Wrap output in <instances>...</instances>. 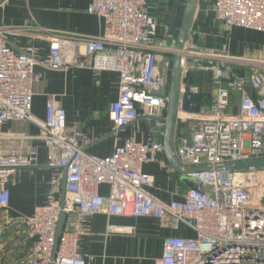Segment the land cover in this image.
<instances>
[{"label": "built area", "instance_id": "2783aa9c", "mask_svg": "<svg viewBox=\"0 0 264 264\" xmlns=\"http://www.w3.org/2000/svg\"><path fill=\"white\" fill-rule=\"evenodd\" d=\"M6 1H0V7ZM209 1L215 19L226 29L264 33V0ZM88 12L101 20L100 33L52 32L48 54L41 59L33 45L18 50L10 38L40 39L44 28L0 25V214L10 212V184L16 171L37 166L39 152L32 142L45 144L47 165L57 173L46 202L35 206L31 216L13 220L16 235L23 232L30 246L22 264H92L94 258L81 252L80 242L88 233L87 221L100 214L108 220L154 218L163 228H185L194 234L165 238L155 264H264V168L228 173L221 169L264 159V59L207 50L187 39L181 52L174 155L186 168L209 170L190 175L201 183L202 192L186 188L181 200L166 202L153 195L155 178L143 172L150 163L168 168L160 160L162 142L127 140L116 145L112 155L99 157L81 146L86 139L81 132L68 133L67 113L56 95L47 97L45 119L33 113L37 67L54 72L112 71L119 75V97L109 112L114 135L139 119L163 133L172 62L167 72L161 70L164 48L149 0H93ZM166 50L172 56L177 53L175 46ZM197 59L226 63L235 82L217 83L220 87L209 110L184 111L189 61ZM244 69L243 74L237 71ZM210 70L215 80L221 78L219 67ZM234 94H239L235 106ZM21 121L38 126L40 134L5 132L7 124ZM180 123L190 132L185 126L180 129ZM12 145L14 150H8ZM102 185L109 187L107 196L99 193ZM62 214L65 225L53 256ZM121 233L129 230L108 223L106 236Z\"/></svg>", "mask_w": 264, "mask_h": 264}, {"label": "crops", "instance_id": "0c3cea01", "mask_svg": "<svg viewBox=\"0 0 264 264\" xmlns=\"http://www.w3.org/2000/svg\"><path fill=\"white\" fill-rule=\"evenodd\" d=\"M186 1L149 0L150 11L158 23V40L164 48L160 52L162 71L167 72L173 60V56L167 53L166 49H171L176 44V36L170 31L180 28ZM92 2L93 0H7L0 7V25H31L44 28L45 32L40 30V34H43L40 39H32L31 36L10 38V42L18 50L26 47L27 44L33 45L37 57L41 59L48 54L52 32L87 35L100 33L101 20L97 15L88 12ZM211 9L209 0L199 1L188 41L198 47L225 52L231 56L264 59L263 32L238 27L226 29L215 19ZM197 60H194L195 64ZM35 71L33 113L45 119L47 97L56 95L67 113L68 133L73 136L81 132L86 139L80 141V144L90 154L99 157L110 156L116 145H124L127 140L163 143V137L157 138V130L145 119H139L135 124L120 130L117 136L114 135L109 112L111 105L119 97L118 73L83 68L54 72L37 67ZM219 87L214 79L213 70L202 66H191L184 92V99L186 96L190 99L188 110L191 112L209 110L217 97ZM249 90L253 93L251 88ZM238 102L239 94H236L232 97V103L235 106ZM184 129L190 132L188 127ZM5 132L35 136L40 134V128L31 122L21 121L7 124ZM16 145L10 146L8 150H14ZM32 145L39 152L37 166L18 169L12 177L10 212L0 214L2 222L31 216L35 206L46 202L51 181L57 176V173L47 165L45 144L34 141ZM160 160L168 168L160 163L143 166V172L155 178V187L151 192L166 202L173 199L181 200L182 193L188 187L175 172L170 171L165 154L160 156ZM99 193L107 196L109 187L100 186ZM108 223L127 228L129 233L106 236ZM87 226L88 233L81 239L80 250L94 258L92 264H155L163 254L165 238L194 237V234L185 228L177 231L163 228L154 218L114 217L108 220L107 216L100 214L90 218ZM25 238L23 232L19 235L14 233V241L18 240V245L14 243V249H8L7 256L2 258V264H20L19 260L23 262L26 259L30 246L25 242ZM18 252L23 253L21 257L17 255Z\"/></svg>", "mask_w": 264, "mask_h": 264}, {"label": "water", "instance_id": "95a60500", "mask_svg": "<svg viewBox=\"0 0 264 264\" xmlns=\"http://www.w3.org/2000/svg\"><path fill=\"white\" fill-rule=\"evenodd\" d=\"M200 0H187L184 10V15L182 19L181 26L178 30H171V34L176 36V51L177 53L174 55L172 60V70H171V78L169 84V94H168V107L166 111V116L163 119L165 122V128L163 133H157V138L163 137V146H164V154L168 165L174 172L181 178L182 182L190 189L197 190L199 192L203 191V187L201 183L192 178L190 175L200 171L209 170V168H186L182 166L179 161L176 159L174 155L173 149V139L175 133L176 122L178 119V107L180 100V87L182 80V65H181V52L183 51L186 41L188 39V35L191 29L192 21L194 18V14L197 8V5ZM202 66L203 68L213 69L215 67H219L223 74L221 78L216 79L217 83L222 84H233L235 82L234 74L231 70L228 69V65L224 62L219 63L218 65L214 61L202 60L194 63V60L189 61V66ZM189 97L186 96L184 99V111H188L189 108ZM237 112V109H235ZM264 168V159L263 160H253L248 162H239L233 163L223 166L221 169L224 172L230 171H246L250 169H262ZM66 180V174L64 175V181ZM65 225V217L62 214L59 220L58 229L56 232L54 253L55 256L57 252V246L59 237L61 232L63 231Z\"/></svg>", "mask_w": 264, "mask_h": 264}, {"label": "rangeland", "instance_id": "374dc122", "mask_svg": "<svg viewBox=\"0 0 264 264\" xmlns=\"http://www.w3.org/2000/svg\"><path fill=\"white\" fill-rule=\"evenodd\" d=\"M260 182H261V180H260ZM261 187L262 188L264 187V182L261 185ZM252 193H255V191H253ZM13 220H15V219H9V220H5L4 222H2L3 219L0 218V227H1L0 228L1 229V232H0V264H2V258L7 256V253L9 252V250L14 249V243H16V245H18V240L14 241L15 231L13 230V228H14ZM22 254L23 253H20V252L17 253V255L19 257H21ZM19 262H20V264H22V262L20 260H19Z\"/></svg>", "mask_w": 264, "mask_h": 264}, {"label": "trees", "instance_id": "16d2710c", "mask_svg": "<svg viewBox=\"0 0 264 264\" xmlns=\"http://www.w3.org/2000/svg\"><path fill=\"white\" fill-rule=\"evenodd\" d=\"M173 57H174V56H173ZM171 62H172V61H171ZM237 71H239L240 74H241V73L243 74V73H245L246 70L244 69V70H237ZM179 127H180V129L183 128V126H182L181 123H180Z\"/></svg>", "mask_w": 264, "mask_h": 264}]
</instances>
